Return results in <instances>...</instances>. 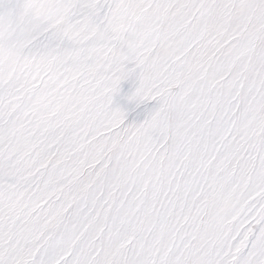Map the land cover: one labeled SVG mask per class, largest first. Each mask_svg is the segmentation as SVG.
<instances>
[{
	"label": "snow or ice",
	"instance_id": "1",
	"mask_svg": "<svg viewBox=\"0 0 264 264\" xmlns=\"http://www.w3.org/2000/svg\"><path fill=\"white\" fill-rule=\"evenodd\" d=\"M0 264H264V0H0Z\"/></svg>",
	"mask_w": 264,
	"mask_h": 264
}]
</instances>
